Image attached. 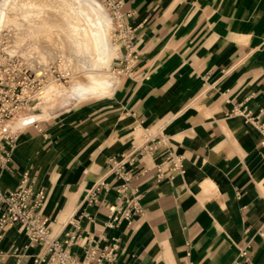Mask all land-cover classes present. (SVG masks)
<instances>
[{
	"label": "crops",
	"instance_id": "crops-1",
	"mask_svg": "<svg viewBox=\"0 0 264 264\" xmlns=\"http://www.w3.org/2000/svg\"><path fill=\"white\" fill-rule=\"evenodd\" d=\"M119 15L133 30L128 69L103 95L16 119L0 190L22 182L44 192L34 216L62 246L74 235L68 251L80 262L91 244L115 243L112 264H264V147L239 114L264 121V0H122ZM145 133L169 138L182 168L166 162L159 178L162 156L140 158L131 186L143 215L108 226L117 195L109 160ZM102 178L108 188L87 205ZM43 248L6 225L0 264H36Z\"/></svg>",
	"mask_w": 264,
	"mask_h": 264
},
{
	"label": "built area",
	"instance_id": "built-area-1",
	"mask_svg": "<svg viewBox=\"0 0 264 264\" xmlns=\"http://www.w3.org/2000/svg\"><path fill=\"white\" fill-rule=\"evenodd\" d=\"M114 10L117 20L119 35L128 52L124 59L126 66L132 62L133 55V30L123 28L119 15L122 0H106ZM6 34L0 37V168L8 166L12 151L18 140V130L14 128V121L25 117L28 112L41 104L46 87L57 81L70 79L71 72H57L53 62L40 64L36 58L24 60L17 51L11 48ZM236 113V112H234ZM247 122L252 124L259 133V145L264 147V121L259 116H253L250 112H239ZM162 156L157 165L158 177L162 173V167L167 162L171 171H179L182 168V156L175 154L170 148L169 138L163 135L145 133L142 138L134 142L130 147L109 160V173L115 177L116 202L109 208L108 226L125 221L130 223L133 218L143 215L142 195L136 187L131 186V181L137 178L136 163L143 156ZM26 177L24 174L23 178ZM108 184L104 178L98 180L88 191L87 205L97 202V194L101 189H107ZM45 199L42 191H36L32 187L25 188L22 182L15 190L8 194L0 190V239L2 229L8 225L17 226L28 233L29 240L33 243H42L44 248L34 262L36 264H112L116 256V244L100 248L97 244H91L84 254L83 262L75 259L68 248L77 243L76 237L66 234L67 238L63 246L50 236L45 228L44 221L34 216ZM76 228L77 221H73ZM264 238V232H259ZM241 257H246L247 248L239 251Z\"/></svg>",
	"mask_w": 264,
	"mask_h": 264
},
{
	"label": "bare ground",
	"instance_id": "bare-ground-1",
	"mask_svg": "<svg viewBox=\"0 0 264 264\" xmlns=\"http://www.w3.org/2000/svg\"><path fill=\"white\" fill-rule=\"evenodd\" d=\"M15 15L29 23L30 33L35 38L45 33L50 45L53 40L47 31L52 26L63 35L70 53L69 61L74 62V54V65L84 75V80H76L71 86L73 98L100 96L111 87L113 77L104 68L116 49L109 39L104 11L96 0H2L0 23L16 25ZM39 117L37 114L28 115L18 124L24 125Z\"/></svg>",
	"mask_w": 264,
	"mask_h": 264
},
{
	"label": "rangeland",
	"instance_id": "rangeland-1",
	"mask_svg": "<svg viewBox=\"0 0 264 264\" xmlns=\"http://www.w3.org/2000/svg\"><path fill=\"white\" fill-rule=\"evenodd\" d=\"M1 1L2 0H0V2ZM96 1L101 5L104 11V15L106 17L108 29H109V39L111 44L116 49V53H114L109 58V62L104 68V71L108 72V74L113 77V81H114L122 70L123 60L127 56L128 52L126 51L123 45L122 37L119 35V31L117 27L118 23L115 18L113 8L109 6L106 0H96ZM15 18H16V25L11 23H0V37L3 36L4 34L9 36L8 42H10L11 48L17 51V53L22 59L31 60L36 58V60H38L40 64H45L46 62L50 61L53 62V65L58 73L64 72L66 69L67 70L69 69L71 72L70 79H67L66 81L63 80L59 82L57 81L56 83L52 82L46 87L43 93L41 104L37 106V108H41L42 115L45 114L49 115V113H54V114L58 113L59 111L70 107L76 100H81L88 97L96 96V95H91V96H84L81 98H73L71 96L72 84L76 80L77 81L84 80V75L82 72L76 69L74 65V62H76V57L74 56V54H72V57L74 58L73 59L74 62L69 61L70 53L67 47V43L65 42L64 38L62 37L63 35L60 33L58 28L52 26L53 29L51 27L47 31L51 34V38L53 40L52 41L53 43L50 45L47 42L48 39L47 37H45L46 35L45 33H42L40 38H35L34 35L30 33L31 29L28 26L29 23L27 21L25 22V19H23L19 15H15ZM56 51L59 52L56 53ZM41 114H37V115H40V117H42Z\"/></svg>",
	"mask_w": 264,
	"mask_h": 264
}]
</instances>
